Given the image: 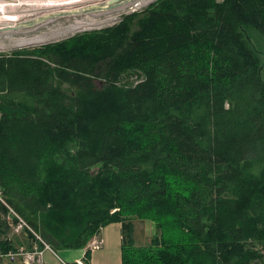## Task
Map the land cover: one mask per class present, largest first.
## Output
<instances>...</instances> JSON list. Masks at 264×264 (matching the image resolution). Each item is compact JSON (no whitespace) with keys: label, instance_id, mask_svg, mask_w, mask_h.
Wrapping results in <instances>:
<instances>
[{"label":"trees","instance_id":"1","mask_svg":"<svg viewBox=\"0 0 264 264\" xmlns=\"http://www.w3.org/2000/svg\"><path fill=\"white\" fill-rule=\"evenodd\" d=\"M0 192L55 252L112 221L122 264H264V0H152L0 53Z\"/></svg>","mask_w":264,"mask_h":264},{"label":"rangeland","instance_id":"2","mask_svg":"<svg viewBox=\"0 0 264 264\" xmlns=\"http://www.w3.org/2000/svg\"><path fill=\"white\" fill-rule=\"evenodd\" d=\"M150 1L152 0H134L110 10L58 16V12L80 10L92 5H103L106 0H16L14 2L16 4L15 9L8 10V14L13 15L14 13L13 16L18 19L8 20L0 17V53H9L15 49L31 48L60 41L89 29L104 28V26L116 23L122 15L131 12L133 9H141ZM0 2L4 3L8 0H0ZM48 13L54 15L42 21L33 22L31 25L22 24ZM137 78L136 75L132 74L129 80L133 81ZM1 197L5 201L2 193ZM134 222L136 223L135 244L141 246L148 244L151 237L157 232L155 224L147 219H136ZM22 231L24 232V230ZM14 238L16 241L18 237Z\"/></svg>","mask_w":264,"mask_h":264},{"label":"crops","instance_id":"3","mask_svg":"<svg viewBox=\"0 0 264 264\" xmlns=\"http://www.w3.org/2000/svg\"><path fill=\"white\" fill-rule=\"evenodd\" d=\"M1 212V211H0ZM18 233H14L11 229L6 235L13 248L23 246L28 249L32 246L34 238L29 235L28 230L23 229ZM136 223L134 222L133 237L135 239ZM20 234V235H19ZM151 234V233H150ZM14 237H18L15 241ZM98 237L102 239L101 246L95 250L83 248L62 249L56 252L45 249L42 254L43 264H62L65 262H75L78 259L84 258L87 264H122V234L121 223L112 222L101 227ZM87 251V253H86ZM0 264H26L21 258L10 261L0 260Z\"/></svg>","mask_w":264,"mask_h":264},{"label":"built area","instance_id":"4","mask_svg":"<svg viewBox=\"0 0 264 264\" xmlns=\"http://www.w3.org/2000/svg\"><path fill=\"white\" fill-rule=\"evenodd\" d=\"M0 202L4 203L8 208V213L6 215V220L10 229L14 233H18L23 229L28 230L33 235V244L30 248L25 249L23 246L18 248L3 250L0 249V260L6 259L10 261L17 260L21 258L23 262L26 264H43L42 261V254L45 249L52 250L55 252L50 244H48L41 235L36 232L30 224L19 214L17 213L12 207H10L1 197L0 192ZM102 239L98 237V234L92 236V238L87 242L86 248L87 250H95L101 246ZM62 264H87L84 258L78 259L75 262H65L61 260Z\"/></svg>","mask_w":264,"mask_h":264},{"label":"water","instance_id":"5","mask_svg":"<svg viewBox=\"0 0 264 264\" xmlns=\"http://www.w3.org/2000/svg\"><path fill=\"white\" fill-rule=\"evenodd\" d=\"M131 1H134V0H106V2L103 5H92L89 7L82 8L80 10L62 11V12H58L57 15L58 16H65V15H70V14L89 13V11L95 12V11L110 10V9L116 8V6L119 7V6H122L126 3H129ZM53 15H54L53 13H48L47 15H41L35 19L25 21L22 24L23 25H31L33 22L42 21L43 19L48 18V17H52Z\"/></svg>","mask_w":264,"mask_h":264},{"label":"bare ground","instance_id":"6","mask_svg":"<svg viewBox=\"0 0 264 264\" xmlns=\"http://www.w3.org/2000/svg\"><path fill=\"white\" fill-rule=\"evenodd\" d=\"M10 1V2H9ZM16 0H8V2H0V17L8 20H16V16L9 15L8 10L15 9L16 4L14 3ZM52 2V1H51ZM24 3V2H23ZM69 4V3H68ZM14 6V7H13ZM22 7V6H21ZM26 7V6H25ZM26 14V13H25ZM30 15V14H29ZM19 17V16H18ZM29 20V19H28ZM12 27V26H11Z\"/></svg>","mask_w":264,"mask_h":264}]
</instances>
